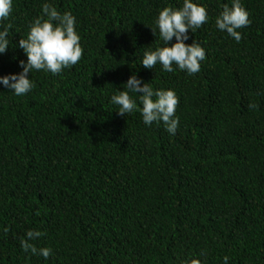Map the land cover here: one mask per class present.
Returning a JSON list of instances; mask_svg holds the SVG:
<instances>
[{
    "label": "trees",
    "instance_id": "16d2710c",
    "mask_svg": "<svg viewBox=\"0 0 264 264\" xmlns=\"http://www.w3.org/2000/svg\"><path fill=\"white\" fill-rule=\"evenodd\" d=\"M193 2L209 19L185 41L206 51L190 75L142 65L166 46L160 11L184 0H13L0 77L23 71L19 41L45 3L76 18L84 53L33 70L25 95L0 83V264H264V0H241L240 42L215 24L233 0ZM134 74L179 97L174 135L118 114L111 97ZM30 230L52 255L22 249Z\"/></svg>",
    "mask_w": 264,
    "mask_h": 264
},
{
    "label": "clouds",
    "instance_id": "9594fccd",
    "mask_svg": "<svg viewBox=\"0 0 264 264\" xmlns=\"http://www.w3.org/2000/svg\"><path fill=\"white\" fill-rule=\"evenodd\" d=\"M12 9L13 0H0V22L8 19ZM42 11L43 15L35 18L30 24L27 38L19 41V47L27 55V63L20 61L23 71L19 74L0 77V83L14 91L17 96L27 94L35 87L29 78V73L33 70H43L57 75L65 68L79 63L83 57L84 49L80 43L81 37L76 30V18L72 13H61L49 3L42 5ZM249 16L250 13L242 6L241 0H233L231 7L227 4L223 6V11L216 18L215 24L219 30L225 31L240 42L243 37L238 30L251 24ZM208 19L207 8L194 3L193 0H184L181 8L165 7L158 15L156 28H151L154 35L157 28L159 29L160 39L166 46L154 51H146L142 60L143 67L153 69L159 63L164 71L173 72L175 64L190 75L198 73L201 61L206 58V51L196 41L191 44H186L185 41L189 39V30L195 33L207 23ZM8 36V28L0 30V53H4L9 46ZM173 37L176 42L169 46ZM125 85L126 91H120L119 94L111 97V102L119 105V115L123 116L139 110L146 125L163 122L170 134L176 133L179 118L175 116V112L179 105V97L173 90H154L149 83H143L135 74ZM130 93L140 94L139 101L142 109H138L137 102ZM255 107H257L255 104H249V108ZM4 231L7 232L8 229L5 228ZM26 235L27 238L21 240V247L25 252L30 251L33 255H42L45 258L52 255L51 248L38 249L34 243L30 242L40 238L43 235L42 232L30 230ZM228 259L227 256L224 257V264H227ZM185 264H201V261L192 259Z\"/></svg>",
    "mask_w": 264,
    "mask_h": 264
}]
</instances>
